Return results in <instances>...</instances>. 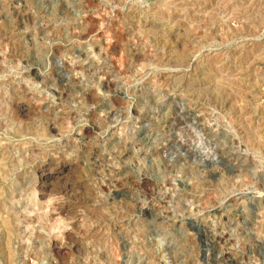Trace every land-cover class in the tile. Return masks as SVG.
<instances>
[{"label":"rangeland","instance_id":"rangeland-1","mask_svg":"<svg viewBox=\"0 0 264 264\" xmlns=\"http://www.w3.org/2000/svg\"><path fill=\"white\" fill-rule=\"evenodd\" d=\"M0 264H264V0H0Z\"/></svg>","mask_w":264,"mask_h":264}]
</instances>
